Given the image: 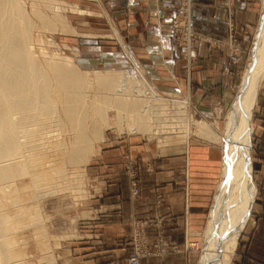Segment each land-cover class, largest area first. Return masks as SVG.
Wrapping results in <instances>:
<instances>
[{
  "label": "bare ground",
  "instance_id": "1",
  "mask_svg": "<svg viewBox=\"0 0 264 264\" xmlns=\"http://www.w3.org/2000/svg\"><path fill=\"white\" fill-rule=\"evenodd\" d=\"M21 4L20 0H0V264H38L40 259L52 264V250L39 241L35 243L47 251L29 258L23 247L28 241L17 233L24 211L22 191L37 192L40 185L56 177L66 181V175L55 167V160L67 164L86 161L102 140V132L114 127L121 117L132 130L144 129L148 102L131 97L141 92L145 98L160 97L152 89L151 96L150 91L138 89V80L132 81L123 69L90 73L77 69L68 56L42 51L35 55L31 30L53 28L58 17L47 16L36 7V23ZM263 80L261 0L247 63L224 115L222 133L216 122L194 123L197 134L221 144L220 176L197 264H231L238 236L248 219L255 192L251 115ZM108 107L112 113L106 118ZM136 256L139 260L140 255Z\"/></svg>",
  "mask_w": 264,
  "mask_h": 264
},
{
  "label": "rangeland",
  "instance_id": "2",
  "mask_svg": "<svg viewBox=\"0 0 264 264\" xmlns=\"http://www.w3.org/2000/svg\"><path fill=\"white\" fill-rule=\"evenodd\" d=\"M106 2L107 0H20L26 14L36 23L38 22L34 15L36 7H38L37 9L40 8V12L47 16L58 17L52 26L53 28L34 27L31 30V50L35 55H40L42 51L48 55L68 56L77 69L90 73L105 69L120 71L123 69L132 81L138 80V89H144L146 92L152 89L160 97L159 100L154 99L151 96V91L149 92L151 97L148 98H145L142 92L135 94L136 97H131L134 101L148 102L144 113V129L132 130L126 125L128 123L126 119L121 117L114 127L105 129L102 132V140L98 143V147H93V154L88 156L86 161L77 164H67L55 160V167L58 168L60 173L66 175L64 176L66 181L57 180L60 177H56L50 183L40 185L37 188V192L35 190L22 191L24 218L22 217L19 221L21 225L17 233L23 236L25 240L27 239L28 244L26 242L23 247L31 259H35V256L41 255V252L46 250L35 243L39 241L47 249L49 247L52 250L50 252L53 255L51 261L54 259L52 264H73L71 262L72 252L69 243L74 238L83 236L78 233L77 229H81L80 227H82L84 222H91V217L95 215L93 211L95 206L92 201L95 196L100 195V187H102L98 174L99 170L96 166L101 159L100 155L102 152L109 150L104 147L108 145L115 146L118 143L125 145L124 149L119 151L117 157H119V169L125 182L123 190L127 192V200L132 203L137 200L140 194V175L150 170L148 165H143L142 162L138 163L139 159L146 157V153H143V150L140 153H132L129 150L132 138L146 143L149 141L154 143L155 152L161 155L174 154L176 151L175 147L185 145L187 137L190 141L196 139L215 144L207 137L197 134L196 124L194 123L196 120H206L208 123L216 122L220 133H222L224 115L237 92L242 71L247 63L256 23L251 26V31L248 32L246 38H243V36L239 38L233 35L231 28L229 36L213 40L216 45L224 46L231 51V62L235 61V59L238 61V72L234 80V86H231L230 95L226 101L215 102L207 111L200 110L194 104V101H191L190 97H186L179 90H167L151 79L143 64L144 60L126 47L125 35L121 32L115 17L112 16V7L106 6ZM109 2L110 0H108L107 4ZM181 2V7L170 14L167 26L171 32L173 44L180 47L182 52L186 53L188 60L192 62L194 56L191 53V47L198 37L197 32L193 29L191 19V4L193 0H181ZM43 3L45 4L42 6L41 4ZM47 5L53 6L49 7ZM156 9H151V16H157L158 7ZM260 9L261 0L257 7L258 13ZM123 44L125 47H123ZM121 62L125 66H122ZM262 108L263 110H261ZM111 113V109L108 107L106 118ZM251 121L253 132L250 134L252 143L250 156L252 158L251 167H253L252 175L255 183L254 176L258 163L256 150L258 145L260 146L261 140H264V134L261 133L263 131L261 128H264V80L258 89ZM187 127L189 133L187 132ZM110 150L114 149L111 148ZM219 153L221 155L220 150ZM110 156L114 158L116 152ZM213 194L214 192L209 199L202 227L190 234L188 240H185L181 246H176L165 238V219L161 214L156 213L152 214V216L127 220L130 225V231L125 239L127 251L125 252L124 263L131 264V259L136 256V253L140 255L138 264H141V260L148 258L160 259L170 252H177L182 249L191 257L189 264H197L199 255L204 247V226ZM160 198L161 195L157 194L156 203L158 205L160 204ZM251 213L248 216L244 230L238 236L231 264H234L236 254L240 253L239 250L244 239L243 235L247 229ZM117 215H121L120 208ZM137 246L139 252L137 251ZM41 262L42 259L39 260L38 264H46Z\"/></svg>",
  "mask_w": 264,
  "mask_h": 264
},
{
  "label": "crops",
  "instance_id": "3",
  "mask_svg": "<svg viewBox=\"0 0 264 264\" xmlns=\"http://www.w3.org/2000/svg\"><path fill=\"white\" fill-rule=\"evenodd\" d=\"M259 1L193 0L191 19L198 37L191 47L192 62L173 44L167 26L170 14L181 7V0H110L109 4L107 0L105 4L112 7V16L125 35L126 47L144 60L151 79L167 90H179L200 110L207 111L215 102L226 101L238 72V61L231 62V51L216 45L213 40L226 38L231 34V28L233 35L246 38L251 26L257 22ZM157 7V16H151V9ZM121 65L125 66L124 63ZM261 129L264 134V128ZM213 142L215 144L196 139L190 141L187 137L185 145L175 147L174 154L161 155L155 152L154 143L132 138L129 150L132 153L143 150L146 157L138 163L150 167L147 173L140 175V194L132 203L123 190L125 182L117 157L125 145L118 143L104 147L109 150L102 152L96 166L102 187L100 195L92 201L95 215L91 222H84L80 227L82 230L77 229L83 236L70 241L71 262L125 264V239L130 231L127 220L156 213L164 216L165 238L181 246L190 234L202 227L218 174L220 176V145ZM263 144L264 140H261L256 150L258 163L254 176L256 186L252 175L255 192L249 212L250 215L252 210L251 218L234 264H264ZM114 152L116 156L112 158L110 155ZM157 194L161 195L159 205ZM119 208L120 216L117 215ZM190 259V255L180 249L160 259L141 260V264H189Z\"/></svg>",
  "mask_w": 264,
  "mask_h": 264
},
{
  "label": "built area",
  "instance_id": "4",
  "mask_svg": "<svg viewBox=\"0 0 264 264\" xmlns=\"http://www.w3.org/2000/svg\"><path fill=\"white\" fill-rule=\"evenodd\" d=\"M185 2H186V1H185ZM186 4H187V2H186ZM131 264H138L137 256H135V257H133V258L131 259Z\"/></svg>",
  "mask_w": 264,
  "mask_h": 264
}]
</instances>
